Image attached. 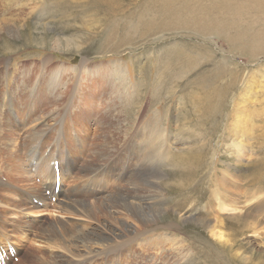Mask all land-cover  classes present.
<instances>
[{"label": "rangeland", "instance_id": "obj_1", "mask_svg": "<svg viewBox=\"0 0 264 264\" xmlns=\"http://www.w3.org/2000/svg\"><path fill=\"white\" fill-rule=\"evenodd\" d=\"M0 11L15 18L18 27L15 34L0 35V97L16 101L37 95L65 96L61 99L65 105L81 92L79 86L95 79L90 68L122 71L111 79L106 78L110 72H104L110 80L103 96L114 100L91 125L96 135L89 139L90 146L80 143L67 126L73 103L68 115L65 108L52 105L30 121L25 116V126L12 139L5 121L20 113L3 106L7 115L0 118V144L20 154L24 177H9L1 167L6 151L0 153V245L13 239L16 247L43 255L46 264H59L60 255L78 264H86V257L93 264H114L113 254L103 253L102 247H94L95 256L82 255L84 247H72L71 252L53 249L36 235L52 221L83 220L94 230L122 218L138 232L115 252L118 257L113 261L119 264H264V0H0ZM83 59L88 68L82 67ZM21 106L25 111L23 102ZM238 114L246 119L245 125L237 121V127ZM253 120L256 126L250 129L247 123ZM141 139L154 156L145 158L141 166L146 178L138 182L142 194L152 198L156 193L151 187L159 183L164 193L158 199L169 210L148 213L159 219L158 225L147 226L114 208H109V218L98 214L87 219L63 212L70 210L67 203L82 201L87 192L94 193L88 200L97 202L126 191L127 183L133 188ZM240 139L248 146L239 144ZM107 140L111 145L106 148L114 146L115 155L107 161L98 158L102 164L96 171L83 170L95 149L92 143ZM30 151L41 155L34 172L33 157H26ZM48 156L50 169L58 161L56 178L60 170L63 177L56 203H51L56 185L37 174L42 169L40 159ZM73 157L78 170L70 173L66 163ZM176 161L180 163L175 165ZM128 167L134 171L123 175ZM11 185L18 193L33 190L46 200L35 203L32 211L12 210L7 206L11 195L6 194ZM46 188L52 190L51 197ZM20 213L22 220L38 221L26 239L13 227ZM248 213L260 220L248 219ZM237 214L240 219L233 217ZM199 219L216 222L214 232H223L227 241L202 227ZM247 221L254 222L255 229ZM113 238V243H125ZM17 259L15 264L21 262Z\"/></svg>", "mask_w": 264, "mask_h": 264}, {"label": "bare ground", "instance_id": "obj_2", "mask_svg": "<svg viewBox=\"0 0 264 264\" xmlns=\"http://www.w3.org/2000/svg\"><path fill=\"white\" fill-rule=\"evenodd\" d=\"M9 1H11V0H9ZM183 14H184V12H183ZM202 20H203V18H202ZM17 30H18V27L16 26V20H15V18H13L12 16L11 17L10 16H8V17L3 16L1 14V11H0V35H2V33L12 35V34H15V32ZM82 63H83V66H82L83 68H88L87 59H83L82 60ZM104 67H106V66H104ZM90 71H92L91 74L95 76V79L88 80V82L86 83L85 87L84 86H79V90H81V92L77 93L78 95H76V98H74L72 96V98L69 100V103H66L65 105H62V102H61V99H63L65 96H56V97H53V95H52V97H47V96H43V95H40V96L37 95V96H35L32 99L29 98V97H24L21 100H16V101L13 98L5 99L3 97H0V100L2 102L1 107H0V118H1V115L2 116L7 115V112L4 111V109H3V106L5 104H6V107L7 108L14 107L15 110H16V113H18V112L20 113V114H17L18 116L13 115V116L10 117V119L8 118L5 121V127L10 131V134H9L8 138L9 139H12L13 136L15 135V132L18 131L19 128L25 126V116L28 115V120L30 121V119H32L33 117L37 116L40 113V111L45 110V109H48L52 105L56 106L59 110L62 109V108H65L64 109L65 110V115H68L69 114V112H68L69 106L73 103V110H72V113L70 115V118L67 121V126L72 131L75 132V134H74V137L75 138H78L79 137L78 139H79L80 143L84 144L85 146H90L91 143H90L89 139L94 138V136L96 135L95 132L94 133H91V131H90L91 130V125L93 123H95V121H96L95 119L98 117V115L100 114L101 110L103 109L105 111L106 108L111 107L110 106V102L114 100V97H111L110 95H109V97L108 96L107 97H104L105 95L103 96V94H105L107 92V88H106L107 82H109V80L111 79V77L114 76L115 74H117V73L118 74H121L122 73V71H120V70L119 71H116L115 69L113 70L111 68L110 69H107V67H106V69H103V70L101 68L98 69L97 67L96 68H90ZM95 71H98V73L95 72ZM105 71L106 72H110L111 76H107L106 77V78H109L110 77V79L104 78L105 75H107V74L104 73ZM68 89H69V87L67 88V91H68ZM114 91L115 90H113L112 92L114 93ZM137 93H138V91H137ZM26 98H27V100L25 102L24 99H26ZM217 101H219V100H217ZM22 102L24 103L25 111L24 110H21V108H22L21 103ZM28 108H29V110H28ZM116 109H117V107H116ZM59 110H58V113H57L58 115L61 114ZM125 112H126V110H125ZM105 114H109V112H106ZM54 118H56V114H55V117ZM241 118H242V116H239V114H238V117L236 118V125L239 124L240 121H241V124L242 125L243 124L245 125V120L246 119H242L241 120ZM237 121H239V122L237 123ZM255 121L254 120L252 122L251 121H248L247 126L249 125L250 127L249 126L248 127L250 129L253 128V127H255L256 126V124H254ZM2 125H3V123L0 122V132L2 130ZM238 126L239 125H237V127ZM235 129H236V127H235ZM249 139H250V137H249ZM141 141H142V139H141ZM143 141L140 143V146H139L141 150L138 151L139 152V156H140L139 157V162H137L138 164L135 163V164L138 165V170H137V172L135 170L134 175H133V178H132V181H131V184L134 185L133 188H129L128 185L130 183H127V184H125V186H127L126 187V191H124V192H120L119 191L120 193L119 192H113L110 195V197H109L111 199L98 200L97 202H91L90 200H88L89 197L87 198V196H93L94 193L93 192H87L85 194V196H83L82 201L81 200H78L77 201L75 199L74 201L67 203V206L70 208V210L64 209L66 211H63V212H65L66 214L72 215V216L73 215L74 216H76V215L84 216L87 219L88 218L89 219H96L98 217V214L105 215V216H107L109 218L112 215L111 214V211H109V210L112 209V208H114L115 210H117L119 212H122L127 218H132V219H134L136 221L144 222L143 224H145L147 226H153L154 227V225H158L159 219L158 218L157 219L156 218L155 219H152L151 217L148 216V213L150 211H153V212H156V214L157 213H159V214H162V213L163 214H167L169 212V210L168 209H165L163 206L161 207V199L162 198L161 199H158V197H161V195H163V193H164V192H161V187H160L159 183L155 182L153 184V187H151V188H154V191L156 193L155 196H153L152 198H147L146 195H143L142 194L143 193V189H142L141 186H139V183L138 182L139 181H145L146 178H144V176H143V172L141 170V166L143 165L145 158H148V157L152 158V157H154L153 156V150L150 148V150L147 151V148L145 146V142H143ZM239 144L244 145V141H242L240 139ZM261 144H263V143H261ZM7 145L8 144H5V145L0 144V153L3 154L6 151L5 152L6 153V161H5L6 163H5V165H1V167L2 168H6L8 170V176L9 177L12 176V175H18V174H20L21 177H24V175L21 174L23 172V169L21 168V165H22V157H20V154L17 153L16 150H13L12 149V151H11L10 148H9V146H7ZM108 145H111V143L108 140H107L106 143L101 144V145L92 143V147L94 148V146H95V149H93L91 151L88 159L85 161V164L83 165V170H85L86 172H93V171H96L97 169H99L100 168L99 166H101L102 163H99L97 161V159L100 158V157H104V161H107V160L111 159L115 155L116 152H114V149H115L114 146L111 148V150L109 148L107 149L106 146H108ZM131 146L133 147V150H134L135 149V142H133ZM244 146H248V144L246 143V145H244ZM133 155H134V152H133ZM251 159H252V157H251ZM49 160H50V156H48L46 159L45 158L40 159L41 164H42V169L39 172H37V174L41 177L42 180H44L46 178V179L52 181L54 183V185H56L55 179H56V173L57 172H56V170H55L54 167H52L50 169V166H49V163H48ZM75 161H76V157H73V159H70L66 163L67 164L68 172L75 173V171L78 170ZM133 162H134V160H133ZM0 163H2L1 159H0ZM150 163H152V162H150ZM177 163H180V162L179 161H176V164L175 165H177ZM120 165H121V163L119 162V164L117 165V167L119 169H121V166ZM172 166H174V165H172ZM19 168H21V171H19ZM200 168L202 169L201 166H200ZM184 169L185 168H183V170ZM123 170H124V168H122V171ZM183 170H181V171H183ZM133 171L134 170H132V169H130L128 167V170H125L124 173H123V175L128 174V173H131ZM59 173H60L61 186H62L63 185V177H62L61 170L59 171ZM116 173L117 172H115V174ZM79 174H80V171L77 174V176H79ZM186 177H188V176H186ZM215 177H217V173H216V176ZM34 183H37V181L34 182ZM7 190L8 191L6 192V194L7 195H11V196L7 197L8 198L7 206L10 207L12 210H14L15 207H18V208H20L21 211H24V210L32 211V210H34V208L36 206V204L33 202V199L32 198H38L41 201H45L46 200V196L45 195L37 194L33 190L28 191V192L27 191H24V192L22 191L21 193H18V191L15 190V185H11ZM226 192H227V190H226ZM228 192H229V189H228ZM222 196H224V195H222ZM69 198H73V196L72 195H69ZM227 201H225V202H227ZM210 205H212V204H210ZM152 206H154V207H152ZM212 210H214V209H212ZM258 210H260V209H258ZM171 211H172V213H175V210H171ZM261 212H263V211H260V213ZM144 213L146 215H145V217H142V215ZM238 214L235 215V216H233V217L240 219L241 217H239ZM21 215H22V213H20V215H16V217H15L16 220H15V222L13 224V227L16 228L18 230V232H20V234L22 236L23 235H26V236H24V239H26L28 237V235L30 234V233H28L29 230H30V228H31V231L30 232H33V230L36 229V226L38 224V221L35 220L34 224H31L32 223L31 220H28L27 221L26 218H24V220H22L21 219V217H22ZM257 216L248 213V216L247 217H248V219L254 218L253 220L256 219L257 221H259L260 219ZM262 217H264V216L262 215ZM114 219H117V222L115 224L113 222L106 221V222L103 223V227L104 228H99L98 226H96V229H94V230L88 228L89 225L86 224V222H84L83 220L73 219L72 222H67V221H63V220L52 221L50 223H44L42 225V229H40L39 232H38L39 235L37 234L36 236H37L38 239L41 240V242L42 241L45 242L46 244L50 245V247H52L53 249H55V247H56V248L68 250V251L71 252L72 251V249H71L72 247H74V248L84 247L85 250H86V253L85 254H82V255H86V254L89 255L91 253H92V255H94L95 254V253H93L94 247H96V246L102 247L103 250L105 249L103 251V253L110 254V255L113 254V256H111V259H110L111 260V263L119 264V261L118 260H116L115 262L113 261L115 259V257H118L117 256L118 254L115 253V252H118L120 249L124 248L125 245H127L129 242H131L134 239V236L133 235H135L136 231L138 232V230H132L131 226L127 223V221L123 220L122 218H114ZM244 220H247V219H244ZM198 223L202 227H204L206 230H208L209 232L215 234L219 239H221L220 241H223L224 239L227 241V238L225 237V235H224L223 232H221V231L214 232L215 228L218 227L216 222H212V221H210L208 219H199ZM220 223H222V221ZM248 224H250L255 229V227H254V224L255 223L254 222L250 221L248 223V221H247V226H248ZM261 224H263V223H261ZM117 225L119 226V228L121 230L118 227H116ZM20 227H24V228L21 229ZM220 229H223V228H220ZM107 230L108 231H111L113 234L107 233ZM25 233H27V234H25ZM112 235L113 236L115 235L116 237H118L119 239H121V241L123 240L124 242H125V239L128 238L129 239V240L127 239L128 240V243H127V240H126L125 243H121V242L113 243L114 238H113ZM29 240L25 241L26 242L25 245H28L27 243H29ZM16 249H17V252H18V255L17 256L20 257V261H21L19 264H46L45 263V261H46L45 259L46 258L43 255L42 256L41 255H38V254L36 255L35 253H32V252L28 251V249L25 250L22 247H16ZM77 255H79V253ZM120 256L121 255L119 253V258H120ZM123 256H125V255H123ZM126 257H128V256H126ZM59 258H60V261L58 262L59 264H78V263H74L75 261H73V260H71L69 258L63 259V256H61V255L59 256ZM85 260H88L89 261V262L87 261L86 264H91L92 263L90 261V258L89 257H86ZM8 264H15V263H14L13 259H11L8 262Z\"/></svg>", "mask_w": 264, "mask_h": 264}]
</instances>
